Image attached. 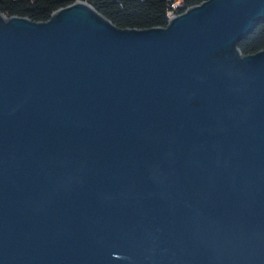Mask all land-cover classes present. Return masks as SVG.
<instances>
[{
    "label": "water",
    "instance_id": "obj_1",
    "mask_svg": "<svg viewBox=\"0 0 264 264\" xmlns=\"http://www.w3.org/2000/svg\"><path fill=\"white\" fill-rule=\"evenodd\" d=\"M169 16L0 14V264H264V0Z\"/></svg>",
    "mask_w": 264,
    "mask_h": 264
},
{
    "label": "trees",
    "instance_id": "obj_2",
    "mask_svg": "<svg viewBox=\"0 0 264 264\" xmlns=\"http://www.w3.org/2000/svg\"><path fill=\"white\" fill-rule=\"evenodd\" d=\"M85 0H0L5 17L50 18L61 4ZM117 26L164 27L169 15L199 0H89ZM242 55L264 48V21L238 43Z\"/></svg>",
    "mask_w": 264,
    "mask_h": 264
}]
</instances>
